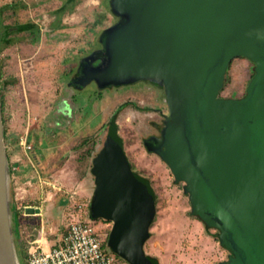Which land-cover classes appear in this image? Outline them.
I'll return each instance as SVG.
<instances>
[{"label":"water","instance_id":"95a60500","mask_svg":"<svg viewBox=\"0 0 264 264\" xmlns=\"http://www.w3.org/2000/svg\"><path fill=\"white\" fill-rule=\"evenodd\" d=\"M111 8L119 22L101 36L103 58H85L71 85L160 83L169 115L148 151L184 183L192 214L218 230L231 254L221 264H264V0H111ZM241 57L254 64L246 94L222 98L229 66ZM91 173L90 216L113 223L108 247L129 264H151L144 245L156 194L133 171L115 118ZM0 264H19L1 73Z\"/></svg>","mask_w":264,"mask_h":264},{"label":"rangeland","instance_id":"374dc122","mask_svg":"<svg viewBox=\"0 0 264 264\" xmlns=\"http://www.w3.org/2000/svg\"><path fill=\"white\" fill-rule=\"evenodd\" d=\"M118 22L111 0H0L3 119L12 201L15 189L25 186L18 205L41 211V216H24L21 211L17 218L14 206L15 237L19 222L27 234L37 236L34 228L43 223L47 232L59 227L63 233L72 221L91 219L93 160L115 117L133 171L150 181L157 197L145 253L159 264L224 263L231 254L218 241V230L206 228L191 214L184 183L176 182L167 164L144 146L150 137L161 138L169 115L163 86L152 80L106 88L95 82L83 88L70 85L80 63L102 51L103 32ZM22 25L35 28L17 32ZM253 72L249 59H234L220 97H244ZM22 137L28 138L31 150L22 148ZM53 202L57 205L49 217ZM95 221L108 247L113 223ZM18 246L19 264H25ZM116 257L119 264H129Z\"/></svg>","mask_w":264,"mask_h":264},{"label":"built area","instance_id":"2783aa9c","mask_svg":"<svg viewBox=\"0 0 264 264\" xmlns=\"http://www.w3.org/2000/svg\"><path fill=\"white\" fill-rule=\"evenodd\" d=\"M20 144L25 151L32 149L27 137H22ZM25 192L26 187L21 186L17 196ZM28 209H33L34 213H28ZM17 211H22L24 216H41L39 210L29 205L22 209L17 206ZM21 227L19 245L25 264H119L116 254L106 246L96 221L90 218L72 221L63 233L58 232L59 227L49 228L47 232L44 223L34 228L37 236L27 234Z\"/></svg>","mask_w":264,"mask_h":264},{"label":"trees","instance_id":"16d2710c","mask_svg":"<svg viewBox=\"0 0 264 264\" xmlns=\"http://www.w3.org/2000/svg\"><path fill=\"white\" fill-rule=\"evenodd\" d=\"M112 9V8H111ZM34 26L33 25H23V26H20L19 27V29L21 30V31H23V30H27V29H31V28H33ZM1 36H0V44H1ZM100 41H101V39H100ZM102 44V43H101ZM92 55H95V58H103L101 55H100V51H96V52H94ZM101 61V60H100ZM0 73H1V66H0ZM253 76H254V72H253V74H252V76H251V78H250V80L253 78ZM1 78H2V73H1ZM226 85V84H225ZM2 101H3V96H2ZM115 118V117H114ZM112 121V120H111ZM110 126H111V122H110ZM110 126H109V128H110ZM116 130H117V132H118V125H117V123H116ZM5 134H6V130H5ZM118 136H119V138H121L120 137V135H119V133H118ZM121 140H122V138H121ZM123 141V140H122ZM140 176V175H139ZM142 178H144V177H142ZM146 181H148L146 178H144ZM149 183H150V181H148ZM151 184V183H150ZM153 188V187H152ZM187 195V194H186ZM156 199H157V197H156ZM14 205H13V203H12V219H13V215H14ZM191 214H192V210H191ZM193 215V214H192ZM16 216H17V218L19 217V212L16 210ZM195 216V215H194ZM197 217V216H196ZM198 219H200L199 217H197ZM201 220V219H200ZM202 221V220H201ZM205 224V223H204ZM206 225V224H205ZM206 228H210V227H208L207 225H206ZM14 235H15V233H14ZM217 237H218V241H219V234H217ZM15 239H16V237H15ZM220 242V241H219ZM19 245V235L17 236V239H16V248H17V251H18V246ZM117 255V254H116ZM18 257H19V259H20V255H19V253H18ZM147 259H148V261L151 263V264H159V262H158V259L157 258H155V257H152V256H150V255H147Z\"/></svg>","mask_w":264,"mask_h":264},{"label":"crops","instance_id":"0c3cea01","mask_svg":"<svg viewBox=\"0 0 264 264\" xmlns=\"http://www.w3.org/2000/svg\"><path fill=\"white\" fill-rule=\"evenodd\" d=\"M23 26V25H22ZM33 28H35V27H33ZM33 28H31V29H27V30H23V31H21L20 29H17L16 31L17 32H27V31H32V29ZM20 188V187H19ZM19 188H16L15 189V192L13 193V201H12V203H13V205L15 206V209L17 210V206H19L18 204V197H17V190L19 189ZM56 202H53L52 203V205H51V207L49 208V210L47 211V213L46 214H48L49 215V217L51 216V211H52V209L53 208H55L56 207ZM67 207V206H66ZM66 207H63V212H64V209L66 208ZM41 212V211H40ZM20 222H19V225H18V230H19V228H20Z\"/></svg>","mask_w":264,"mask_h":264},{"label":"flooded vegetation","instance_id":"af4514ba","mask_svg":"<svg viewBox=\"0 0 264 264\" xmlns=\"http://www.w3.org/2000/svg\"><path fill=\"white\" fill-rule=\"evenodd\" d=\"M74 0H72V2H73ZM15 29H19V27H17V28H15ZM100 60H97L96 62H94L93 64L95 65V66H98L99 64H100ZM80 65H81V63H80ZM76 78V77H75ZM74 78V79H75ZM73 80V79H72ZM70 85H71V83H70ZM72 86V85H71ZM74 87V86H73ZM160 141H161V138H158V137H150L149 139H146L143 143H144V146H145V148L147 149V145H146V142H150V143H153V144H158V143H160ZM148 150V149H147ZM131 164V163H130ZM95 178V177H94ZM95 221V220H94Z\"/></svg>","mask_w":264,"mask_h":264}]
</instances>
